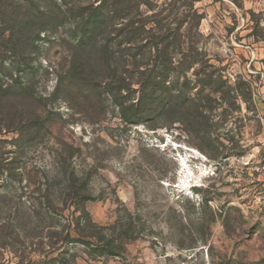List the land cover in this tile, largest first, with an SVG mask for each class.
I'll return each instance as SVG.
<instances>
[{
	"label": "rangeland",
	"instance_id": "374dc122",
	"mask_svg": "<svg viewBox=\"0 0 264 264\" xmlns=\"http://www.w3.org/2000/svg\"><path fill=\"white\" fill-rule=\"evenodd\" d=\"M11 1L5 13L0 0V87L7 88L0 99L10 127L0 132V264H264V206L256 200L263 190L256 168L264 164V0H243L242 8L233 0H138L181 63V75L171 72L167 81L171 104L137 114L141 124L124 121L96 87L103 79L94 60L79 83L67 79L85 24L62 20L64 3L96 0ZM118 1L102 6L135 14ZM39 11L48 15L26 29L30 41L5 51L7 20ZM122 34L101 29L87 51L94 59L108 47L119 69L137 51L119 47ZM133 88L124 101L136 102ZM71 175L93 199L79 210L76 199L57 203L67 200ZM48 191L62 211L53 216L44 207L42 218H32L29 198L43 200ZM52 219L59 229L74 221L72 237L83 240L66 244L68 230L56 235ZM78 232L112 237L117 256L99 257L95 238Z\"/></svg>",
	"mask_w": 264,
	"mask_h": 264
},
{
	"label": "trees",
	"instance_id": "16d2710c",
	"mask_svg": "<svg viewBox=\"0 0 264 264\" xmlns=\"http://www.w3.org/2000/svg\"><path fill=\"white\" fill-rule=\"evenodd\" d=\"M98 1H100L99 5H95L98 3ZM242 1L243 0H233V2L239 8L243 7ZM9 2L12 1L9 0ZM105 2L106 0H96L89 5H85L84 2L74 3L72 5H70V3L68 2L64 3L66 10L65 13H63L64 18L62 20L68 22V17H73L79 20L82 19L83 23L86 25H84L83 27L84 38L79 42L78 46L74 50L71 67L66 73L67 79L71 82L78 81L79 83V80H82L86 77V67L87 69L90 68V62L94 60L95 63L98 65L96 72H99L103 79L101 86H99L98 83L96 87H102V89L106 91L105 94L110 95L112 99H114V101L121 110V115L124 121L134 124H141V121L133 120V118L137 114H151L155 110H164L167 106L171 104V99L165 101L166 97L171 96V92L173 90L172 87L167 85V81L170 77L171 72H179L178 67L175 66L180 65L181 63L174 62L173 57L171 56L172 52L170 51V49L173 48L172 45H174V43L169 42V37L165 38L163 34L161 35L160 32L162 31L160 30L158 21L154 20L152 22V25L150 24V21H148V19L146 20V18L143 17V14L140 13L139 10L142 6H144V3H138V0H119L118 2H120V4L126 8L128 6L133 5V8L135 9V14L132 15V13L125 14V11H123L125 13H123L122 11H107L102 6V4ZM118 2L114 3L117 4ZM194 3L195 0L193 4ZM4 6H6V9H4V12L6 13L7 5L5 4V0ZM20 7L24 8L23 6ZM57 9L60 10L61 7L59 6ZM33 12H35V9H33ZM46 15L48 14L39 11L34 14L28 13L27 15H24L23 20L19 22L17 20L18 17L7 20L4 29L1 31V33L3 35L4 43H9L11 45L10 47L7 46V49H5V51L15 53V50H18L19 48L24 46V44H26L29 40L24 39L26 29H34L32 28V26H35V23H37V21H43L46 18ZM108 28L113 29L114 32H123L124 35L122 34L120 38L117 37V35L115 37V40L120 39L119 41H117L119 43V47H121L122 45H126L137 50L135 55L130 57L131 61H123V63L119 66L120 70L113 67V57L109 55L110 49L108 47L104 46L103 50L101 51V55H98V57L94 59L93 57H91L92 52L87 51L91 42L96 45L99 43V35L101 29L107 30ZM17 29H20V31L18 32ZM157 31L159 32L156 34H152L153 32ZM40 32L41 29H38L36 31V34L39 35ZM180 37L182 39V36ZM183 38L184 40L181 41V44L185 45L187 44V40L189 38L187 36ZM148 47L150 48L149 53L146 52ZM153 49L155 51L154 61L151 60ZM87 53L88 55H86ZM2 55H4V51L2 52L1 50L0 62H2ZM190 64L192 63H189L187 65L185 64L183 68L181 67L180 69H182V71H187ZM126 67L133 68V74L129 77L127 75L124 76V74L127 73ZM179 75H181L180 72ZM133 87H137V89H134ZM132 88L139 94V97L135 99L136 102L128 103L124 101L123 94L127 91L132 90ZM0 92L6 93L7 88L3 89L1 86ZM180 93V90H176L175 96L173 97H175V99L180 98ZM4 107V99L1 98L0 132H2L3 129L10 128L8 125H3L6 121V113ZM2 161L4 162L3 157ZM0 169H3L2 163H0ZM4 171H6L9 175L8 179L12 181V169L4 166ZM67 181H69L70 183V188H68L67 191L63 193L67 196V200L61 201L62 199H59L60 201H57L58 204L61 203L64 205L65 202H68V200H72V202H75L73 200L76 199L77 202L74 204L76 205L75 207L79 210V204L93 200L86 190H83L82 187H76V175H71ZM29 202L32 203L30 205L33 209L32 218H42L44 215L42 212L44 207L47 208L48 213L53 216H58V211H62L60 209V205L56 204V200H54V195H52L50 191L46 192V195L43 196V200L30 197ZM83 210L82 215L84 213ZM73 222L74 221H67L64 228H62L63 226L61 225L59 229L58 227L55 228V226L53 225L55 224V222L54 219H52V227L49 228L55 229L56 235H60L59 230L62 232V230L67 229L68 232L64 239H62V241L66 240V244L68 243V241L70 243H79V241L81 242V240L83 239H76L72 237L71 225H74ZM77 225L80 226V223L78 222ZM9 227V224L4 225V239L10 237L8 234V231L10 229ZM78 234L81 238H95L96 244L93 251H96L99 257L117 256L118 249L112 237H109L104 234L88 236L83 235L79 232ZM91 244L92 243L90 242L87 243L88 246Z\"/></svg>",
	"mask_w": 264,
	"mask_h": 264
},
{
	"label": "built area",
	"instance_id": "2783aa9c",
	"mask_svg": "<svg viewBox=\"0 0 264 264\" xmlns=\"http://www.w3.org/2000/svg\"><path fill=\"white\" fill-rule=\"evenodd\" d=\"M256 171H257V173L259 174V175H262V176H260V177H263V181H260V179H259V182H262V184H263V190L260 192V193H258L256 196H257V198H256V200H257V202L260 204V205H262V206H264V164L262 163V164H260L257 168H256Z\"/></svg>",
	"mask_w": 264,
	"mask_h": 264
},
{
	"label": "bare ground",
	"instance_id": "6f19581e",
	"mask_svg": "<svg viewBox=\"0 0 264 264\" xmlns=\"http://www.w3.org/2000/svg\"><path fill=\"white\" fill-rule=\"evenodd\" d=\"M193 158V156H191Z\"/></svg>",
	"mask_w": 264,
	"mask_h": 264
}]
</instances>
